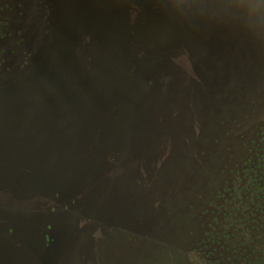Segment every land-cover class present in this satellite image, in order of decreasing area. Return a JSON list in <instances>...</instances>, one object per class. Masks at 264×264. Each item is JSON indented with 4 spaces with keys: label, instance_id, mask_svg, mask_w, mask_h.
Instances as JSON below:
<instances>
[{
    "label": "rangeland",
    "instance_id": "obj_1",
    "mask_svg": "<svg viewBox=\"0 0 264 264\" xmlns=\"http://www.w3.org/2000/svg\"><path fill=\"white\" fill-rule=\"evenodd\" d=\"M261 159L264 0H0V262L261 260Z\"/></svg>",
    "mask_w": 264,
    "mask_h": 264
},
{
    "label": "flooded vegetation",
    "instance_id": "obj_2",
    "mask_svg": "<svg viewBox=\"0 0 264 264\" xmlns=\"http://www.w3.org/2000/svg\"><path fill=\"white\" fill-rule=\"evenodd\" d=\"M262 163H263V167H264V160L261 159ZM258 169V166L256 165V167L254 168V170H257ZM247 173H254L253 170H248ZM264 173V171H263ZM255 175V174H253ZM253 175L249 176V182H248V185L243 188L247 193H249L250 196L254 197L255 198V202H244L242 203L240 206L239 204L237 205V207H235V210L236 211H246L247 209H249V211H247L248 215L244 216L242 219L245 218L244 221L240 222V225H244L245 227H241L242 228V233H248L250 234V232L248 230H252L251 226L250 225L249 227L247 225H249L250 223L248 222L249 219L250 220H254L255 224H258L259 222H261V225L259 227V229L261 228V233L264 234V228L262 227L263 225V220H262V217L264 218V176L261 174V176L263 177L261 179V177H256ZM255 180H258L257 181H254ZM259 194H262L261 197H259ZM258 195V198L257 196ZM239 206V207H238ZM255 211V212H254ZM249 216L251 218H249ZM257 219V220H256ZM240 220V219H239ZM264 237V235H263ZM230 238L232 239H235V235H230ZM263 245L261 247V249H263Z\"/></svg>",
    "mask_w": 264,
    "mask_h": 264
},
{
    "label": "crops",
    "instance_id": "obj_3",
    "mask_svg": "<svg viewBox=\"0 0 264 264\" xmlns=\"http://www.w3.org/2000/svg\"><path fill=\"white\" fill-rule=\"evenodd\" d=\"M30 170H33V168H28V167H20V168H18V171L23 172V173L28 174V175L31 173ZM16 186H17V187H16ZM4 190H6V189H4ZM7 190H11L13 193H16V195H18V203H19V202L21 203V205L19 206V208L25 209L26 212L31 213V214L38 213L39 209L32 210V209H34V208H33L34 205H32V203L34 204V202L30 201V202H28V203L26 204V201H24L23 198H26V197L29 196V197H31L32 200H33V198H38V199H39V198H43V197H39V196H37L34 192L31 193V191H30V182L26 183L25 186H24L22 178L19 177V173H18V181H17L16 184L14 185V188H12V189H7ZM7 190H6V191H7ZM8 192H10V191H8ZM10 193H11V192H10ZM11 194H12V193H11ZM24 194H29V195H24ZM45 202H46V199H45ZM27 205H28V206H32V208H29ZM28 210H31V211H28ZM21 214H22V213H21ZM23 214H26V215H27V213H23ZM18 217H19V215H18ZM19 222H21V221L18 220V225L21 227V225L19 224ZM28 225H29V226H31V225L34 226V225H36V224H35V223H27L26 226L28 227ZM26 226H25V227H26ZM19 229H20V228H19ZM19 229H18V232H16L15 234L13 233V235H11V236H12V239L15 240L14 242H12V241H7V242L4 244V241H3V242L0 241V252H2V253H5V252H6V254H7L8 256H5V255L3 256V257H5L6 259L9 258L10 254H12V255L14 256V253H15L16 251H18V249H16V247H14V246H15V245H18ZM1 236H2V235H1ZM9 236H10V235H9ZM13 236H15V237H13ZM3 246H4V247H3ZM12 250H13V252H12ZM28 251H31V250H28ZM6 259H5L3 262H5ZM3 262H0V264L3 263ZM5 264H8V263L5 262Z\"/></svg>",
    "mask_w": 264,
    "mask_h": 264
},
{
    "label": "trees",
    "instance_id": "obj_4",
    "mask_svg": "<svg viewBox=\"0 0 264 264\" xmlns=\"http://www.w3.org/2000/svg\"><path fill=\"white\" fill-rule=\"evenodd\" d=\"M254 181H257L258 182V180H255L254 179ZM55 198H56V196H55ZM47 202H49L48 200H47ZM54 202V199L51 201V205L53 206V203ZM47 206V205H46ZM41 212H43V211H41ZM38 213H40L39 211H38ZM262 220H263V225H262V227L264 228V218L262 217ZM250 224L248 225V227L250 226V225H252L255 221L254 220H250L249 219V221H248ZM7 236H9V235H7ZM259 239L260 240H262L263 242H264V237L263 236H260L259 237ZM249 244L251 245V244H255L257 241L256 240H252V239H250L249 241ZM263 246H264V243H263ZM260 258H261V260L260 259H257L255 262H252V263H250V264H264V247H263V249H262V251H261V255H260Z\"/></svg>",
    "mask_w": 264,
    "mask_h": 264
}]
</instances>
